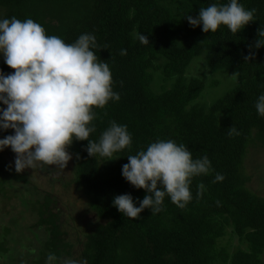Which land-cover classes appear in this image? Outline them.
I'll return each mask as SVG.
<instances>
[{
    "label": "trees",
    "instance_id": "1",
    "mask_svg": "<svg viewBox=\"0 0 264 264\" xmlns=\"http://www.w3.org/2000/svg\"><path fill=\"white\" fill-rule=\"evenodd\" d=\"M216 2L0 0V19L31 18L48 35L69 44L81 34L95 35L94 51L110 66L120 100L96 109V131L90 139L98 142L113 120L127 125L132 135L131 150L107 162V158L89 156L88 141H75L69 147L75 184L88 197L90 210L104 221L86 235L81 262L76 264H264V197L249 187L253 176L247 170L251 150L264 151V117L255 107L264 94V48H255L264 28V0H240L246 9L256 10L255 21L236 35L224 26L214 34L204 33L185 18L198 16L201 8ZM137 33L148 36L150 43L142 44ZM122 49L126 55L120 54ZM203 55L208 73L202 76L194 70L196 75L189 76L191 65ZM235 68L240 77L236 87L210 105L202 103L212 80L207 75ZM0 69L6 75L15 71L2 55ZM233 126L238 134H229ZM0 132L3 138L12 135L10 130ZM159 139L185 144L193 158L207 155L212 171L192 179V200L184 209L165 197L159 214L145 209L138 220L124 217L113 206L114 197L131 194L140 201L148 193L126 181L122 166L129 163L127 155L146 150ZM218 173L222 181L215 180ZM44 195L31 184L28 173H17L0 156V199L8 205L17 197L36 217L25 229L49 235L38 253L33 237L18 233L21 218L14 215L5 220L13 215L10 208L0 217V264L2 259L16 261L10 246L14 239L27 252L23 258L33 257L26 264H46L49 254H55L56 264L60 263L61 214L52 209L53 194ZM226 237L227 243L221 244ZM235 239L239 245L234 247Z\"/></svg>",
    "mask_w": 264,
    "mask_h": 264
},
{
    "label": "clouds",
    "instance_id": "2",
    "mask_svg": "<svg viewBox=\"0 0 264 264\" xmlns=\"http://www.w3.org/2000/svg\"><path fill=\"white\" fill-rule=\"evenodd\" d=\"M255 9H246L240 0H217L200 9L198 16L185 18L204 33H216L222 26L236 35L255 21ZM137 39L144 45L150 40L143 33ZM94 34H81L71 44L31 18L24 21L0 19V55L15 71L5 74L0 69V130L14 134L0 139V152L10 148L15 154V171L35 169L38 165L65 169L72 159L68 148L75 141H88L90 157L100 156L107 161L119 159L125 149L131 150L132 135L127 125L111 121L97 141L90 139L96 131V109H105L110 101H119L114 91L110 66L100 59L94 49ZM255 48H264V28L259 31ZM126 55V50L120 51ZM247 57L246 59H250ZM256 110L264 117V94L258 97ZM238 134L235 127L229 134ZM129 163L122 166V175L136 189L148 194L134 200L131 194L117 195L113 206L129 219L138 220L145 209L152 215L163 211L165 197L184 209L192 200V179L212 171L207 155L193 158L182 143L159 139L146 150L127 155ZM224 177L217 174L216 181ZM200 189H203L201 184ZM137 203L139 206H137ZM55 254H49L46 264H56ZM63 264H76L66 259Z\"/></svg>",
    "mask_w": 264,
    "mask_h": 264
},
{
    "label": "rangeland",
    "instance_id": "3",
    "mask_svg": "<svg viewBox=\"0 0 264 264\" xmlns=\"http://www.w3.org/2000/svg\"><path fill=\"white\" fill-rule=\"evenodd\" d=\"M205 63L207 65L205 55L197 58L189 69V76L196 75L191 72L194 70L198 71L199 75L206 76L208 70H204L206 67L204 65ZM207 76L212 80L208 83L207 92L203 96L201 102L209 105L210 103H214L224 97L229 91L234 89L240 81L239 72L236 68L218 71L214 75L210 73ZM10 131L14 134V130L10 129ZM2 138L0 132V139ZM68 151L72 155V159L68 162L65 169L48 165H38L35 169L28 168L23 171L24 173H28L33 186L35 185L46 195L53 194L56 198V201L52 203V209L54 212L61 214V217L59 218V239L62 241H60L58 245L59 253H61L59 264H63L66 259H71L80 263L86 235L95 230L100 224L104 223L103 220L99 219L90 210L88 197L84 194L82 189L75 184L73 171L74 155L69 148ZM0 156L9 163L13 169H15L14 162L16 154L10 148H6L4 151L0 152ZM41 167L43 169H41ZM247 170L248 173L253 176V181L249 187L254 193L264 197V151L258 148L251 150L247 161ZM10 208L13 211V215L5 218V220L9 221L14 215L17 216V218H21L22 229L18 231L19 235L26 236L29 234L33 237V247L38 253H40L44 248V244L48 240L49 235H41L38 231L32 232L31 228L25 229V227H29L36 222L35 215L26 211L27 208H23L17 197H14L12 203L8 205H5L2 202L1 197L0 217L5 216ZM228 240L229 238L226 237L221 241V244H226ZM10 241L11 239L6 240L7 243H10ZM233 245L234 247L238 246L239 241L235 239ZM10 246L12 249H15L13 256L16 257L14 258L16 261H13V264H23L22 262H25L26 264V259L33 261L31 260L33 257L23 258L25 256L27 257V252L21 248L18 239H14ZM27 247H30V245ZM262 259L264 260L263 257ZM29 261H27V263H29ZM5 263L12 264L9 260L6 261L5 259H2L1 264Z\"/></svg>",
    "mask_w": 264,
    "mask_h": 264
}]
</instances>
